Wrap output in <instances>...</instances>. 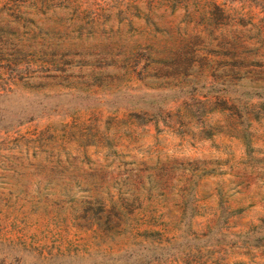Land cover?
Masks as SVG:
<instances>
[{
  "label": "rangeland",
  "instance_id": "obj_1",
  "mask_svg": "<svg viewBox=\"0 0 264 264\" xmlns=\"http://www.w3.org/2000/svg\"><path fill=\"white\" fill-rule=\"evenodd\" d=\"M74 1L0 0V264H264V0Z\"/></svg>",
  "mask_w": 264,
  "mask_h": 264
},
{
  "label": "trees",
  "instance_id": "obj_2",
  "mask_svg": "<svg viewBox=\"0 0 264 264\" xmlns=\"http://www.w3.org/2000/svg\"><path fill=\"white\" fill-rule=\"evenodd\" d=\"M53 1V0H51ZM165 3L161 4L160 0H148V6L146 7V11L144 13H142L140 18H143L144 20H163L164 17H166V14H164V12H161L159 7L160 6H164L165 8H169L168 3L171 2H176L175 0H164ZM204 1L205 3H208L209 6L212 5V8L216 9V11H206V14H208V17L210 18H215L216 15L219 14V4H216L213 0H201ZM77 4V1L74 0H55V2L53 3L52 7H59L60 9H69L71 11V13H69V18H68V22H71V25H69L70 27H74L75 21L79 19V14L77 12H75L76 10L74 8V5ZM205 6H207V4H204ZM204 9H202V11H205V7H203ZM213 9V10H214ZM174 9H171L170 13H168V15H170L172 13ZM218 10V12H217ZM197 14V12H196ZM196 14H188V18H190V20H194L192 18H194V15L196 17ZM92 19L94 20L93 16ZM73 32L77 33V30H73ZM163 58V57H161ZM160 57H157L155 55H152L150 57L149 63L153 64H158ZM134 66V68H137L136 66H138L137 63L134 62V64L132 65ZM156 66V65H155ZM20 121H15V124H19Z\"/></svg>",
  "mask_w": 264,
  "mask_h": 264
}]
</instances>
